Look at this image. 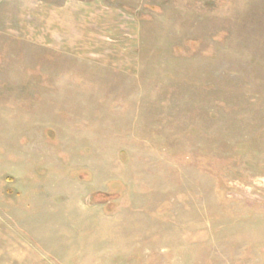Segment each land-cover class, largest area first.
I'll use <instances>...</instances> for the list:
<instances>
[{"label":"rangeland","instance_id":"obj_1","mask_svg":"<svg viewBox=\"0 0 264 264\" xmlns=\"http://www.w3.org/2000/svg\"><path fill=\"white\" fill-rule=\"evenodd\" d=\"M97 1L99 55L0 32V264H264V0Z\"/></svg>","mask_w":264,"mask_h":264},{"label":"crops","instance_id":"obj_2","mask_svg":"<svg viewBox=\"0 0 264 264\" xmlns=\"http://www.w3.org/2000/svg\"><path fill=\"white\" fill-rule=\"evenodd\" d=\"M114 4L107 8L97 0H0V32L68 53L99 55L107 32H121L125 24ZM52 29L61 37L58 41L42 36Z\"/></svg>","mask_w":264,"mask_h":264},{"label":"trees","instance_id":"obj_3","mask_svg":"<svg viewBox=\"0 0 264 264\" xmlns=\"http://www.w3.org/2000/svg\"><path fill=\"white\" fill-rule=\"evenodd\" d=\"M95 197H96V198H95L96 201L106 203V202H108L109 200H111L113 196H110V195H108V194H104V193H97V194L95 195Z\"/></svg>","mask_w":264,"mask_h":264},{"label":"flooded vegetation","instance_id":"obj_4","mask_svg":"<svg viewBox=\"0 0 264 264\" xmlns=\"http://www.w3.org/2000/svg\"><path fill=\"white\" fill-rule=\"evenodd\" d=\"M96 195V194H95ZM95 195H94V197H95ZM96 198V197H95ZM95 203H97V204H105L104 202H98V201H95ZM107 203V202H106Z\"/></svg>","mask_w":264,"mask_h":264}]
</instances>
